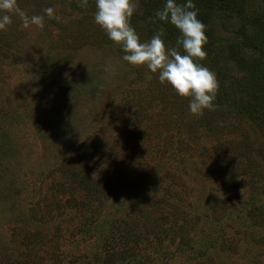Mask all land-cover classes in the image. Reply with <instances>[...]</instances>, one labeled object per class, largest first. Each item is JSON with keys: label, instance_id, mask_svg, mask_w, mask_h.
<instances>
[{"label": "rangeland", "instance_id": "rangeland-1", "mask_svg": "<svg viewBox=\"0 0 264 264\" xmlns=\"http://www.w3.org/2000/svg\"><path fill=\"white\" fill-rule=\"evenodd\" d=\"M133 2L141 41L183 53L165 0ZM16 3L43 27L0 29V264H264V54L232 47L256 22L215 16L217 107L195 116L122 61L95 0Z\"/></svg>", "mask_w": 264, "mask_h": 264}, {"label": "clouds", "instance_id": "clouds-1", "mask_svg": "<svg viewBox=\"0 0 264 264\" xmlns=\"http://www.w3.org/2000/svg\"><path fill=\"white\" fill-rule=\"evenodd\" d=\"M78 4L87 7L88 0H78ZM43 11L50 19L60 20L51 7ZM135 12L133 0H95L93 19L108 39L120 46L122 61L145 67L161 84L171 86L176 95L187 98L188 111L192 115H203L205 110L214 111L219 84L215 73L198 62L206 57L207 35L206 25L198 18L193 0H184L183 4L178 0H165L163 8L155 12L157 19L170 23L179 31L177 44L183 53L175 47H168L160 33L148 41H141L131 25ZM11 15L17 16L24 27H43L42 16L27 15L16 0H0V29L11 23Z\"/></svg>", "mask_w": 264, "mask_h": 264}, {"label": "trees", "instance_id": "trees-1", "mask_svg": "<svg viewBox=\"0 0 264 264\" xmlns=\"http://www.w3.org/2000/svg\"><path fill=\"white\" fill-rule=\"evenodd\" d=\"M178 3L183 4L184 0H178ZM193 3L198 9V18L206 25L207 44L204 47L213 44L215 34L213 20L217 13L221 10H231L245 23L256 22L258 26L256 32L261 36L243 38L244 35H241L239 41L235 39L232 42V47L237 49L240 46L253 47L261 55L264 54V0H193Z\"/></svg>", "mask_w": 264, "mask_h": 264}]
</instances>
